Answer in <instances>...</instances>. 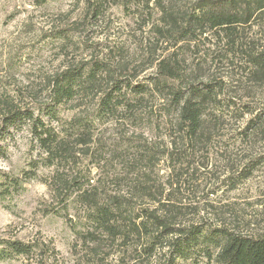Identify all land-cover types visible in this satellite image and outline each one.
Masks as SVG:
<instances>
[{
	"label": "rangeland",
	"instance_id": "obj_1",
	"mask_svg": "<svg viewBox=\"0 0 264 264\" xmlns=\"http://www.w3.org/2000/svg\"><path fill=\"white\" fill-rule=\"evenodd\" d=\"M194 1L163 0L159 7L156 0H0V172L22 183L20 189L11 188L10 195L0 197V248L1 242L7 241L33 247L30 255L12 256L0 264H162L168 258L167 242L178 235L163 237L151 252L143 251L150 245L148 241L135 237L127 242L99 232L89 236L87 232L93 229L88 222L89 209L74 193L62 202L55 192L59 180L69 182L75 177L81 190H96L91 194L96 195L98 204L113 195L127 199L128 216L157 207L134 192L140 170L125 171L127 166L143 164L127 165L133 163L134 138L158 152L168 147L164 125L159 124L161 129L154 125L156 119L161 120L163 103L147 87L155 77L157 63L165 58L177 60L184 81L215 84L224 100L219 105L221 111L209 107L221 118V136L208 151L186 157L190 165L187 174L192 177L189 184H175V192L170 188L162 191L161 203L169 196L179 208L172 214L173 229L197 225L224 227L245 236L264 234V164L246 179H236L251 160L264 156V139L232 142L252 115L235 117L232 109L223 107L231 101L257 113L263 109L264 89L246 76L242 61L231 62L221 45L215 48L210 36L195 44L163 39L161 10L183 13ZM242 33L255 41L258 50L264 49V27L254 25ZM92 66L100 68L95 88L77 89L73 99L58 107V120L47 122L42 111L50 104L53 77L68 68L81 69L80 74L86 75ZM114 84L121 91L111 97L119 102L136 97L125 84L140 85L147 91L134 113H124L123 107L116 105L100 118V100ZM9 109L40 114L44 123L58 131L75 116L85 118L92 136L90 154L77 153L73 163L57 170L42 166L30 135L31 123H20L3 135L2 119ZM31 162L38 164L33 169L34 179L27 175ZM169 164L161 160L152 167L147 186L167 188L172 177ZM230 177L237 181L232 188ZM196 260L187 264H208L202 257Z\"/></svg>",
	"mask_w": 264,
	"mask_h": 264
},
{
	"label": "trees",
	"instance_id": "obj_2",
	"mask_svg": "<svg viewBox=\"0 0 264 264\" xmlns=\"http://www.w3.org/2000/svg\"><path fill=\"white\" fill-rule=\"evenodd\" d=\"M156 4L162 7L163 0H156ZM162 36L165 40H173L174 44L187 42L195 44L200 39L210 36L212 45L217 48L222 46L229 61L240 60L245 65L246 76L251 81L264 89V49L258 50L255 41L245 38L243 31L251 26L264 27V0H195L191 7L183 13L173 12L172 9H163ZM175 58H165L157 63L155 77L151 78L147 87L154 90L162 101L160 110L161 120L156 119L157 129L159 124L164 125V134L168 140V147L163 152L145 147L139 138H134L131 156L133 163L127 165L142 164L140 167H129L125 173L140 170L136 174L133 185L134 192L139 198H146L157 204L152 211L143 209L133 216L127 215L126 200L124 197L113 195L103 204L96 203V190H81L75 177L69 182L59 180L55 187L56 196L68 200L70 195H77L76 199L89 210L88 222L93 228L87 232L89 236L99 232L111 239L121 238L129 241L131 237L137 240H146L150 244L143 251H153L162 238L168 235H178L167 242L168 258L162 264H187L188 260L197 263L196 259L202 257L208 264H264V234L258 236H245L232 232L224 227H210L191 225L183 229H173L175 225L173 213L176 215L179 208L167 197L168 203H161L162 191L173 188L176 184L180 187L183 183L189 184L191 175L187 174L190 167L186 157L195 153H203L212 144L219 134L220 117L217 110L221 109L224 100L216 92L215 84H201L194 80L184 81L182 70ZM100 68L92 66L86 75H81V69L68 68L60 74H56L51 80L52 91L50 106H44L42 113L47 117V122L58 120L57 109L66 101L74 98L75 91L81 87L95 88L97 72ZM83 76V77H81ZM129 90L133 100L115 101L111 93L120 92V86L114 84L111 92L105 94L100 100L99 117L104 118L116 105L123 107V112L134 113L135 105L143 98L144 87L140 85H123ZM226 110L232 109L231 114L240 117L245 113L252 115L241 132L236 134L233 141L246 143L264 139V103L263 109L256 113L248 106L238 108L235 103L228 101L224 105ZM237 110H243L238 112ZM221 111V110H219ZM227 112V111H226ZM225 113V112H224ZM254 115V116H253ZM163 117V118H162ZM31 123L30 135L38 149L41 165L53 167L57 170L65 163H73L77 153L90 154L91 132L86 125L87 120L75 116L66 122L61 131L54 126L44 123L40 114L34 116L32 112H20L9 109L3 119L1 129L7 132L11 127H17L20 123ZM151 126V125H150ZM5 138H3L4 141ZM78 148V150H75ZM75 150V151H74ZM208 151V150H207ZM206 151V152H207ZM95 152L98 154L99 150ZM95 153V154H96ZM159 154H162L160 156ZM165 155V157H164ZM189 155V156H187ZM261 159V160H260ZM260 161L251 160L236 179H246L260 164H264V156ZM169 161L167 166L171 174V181L167 182V188L157 185L147 186L149 180L148 171L159 161ZM256 162V163H255ZM185 164V166H184ZM38 164L30 163L29 179L36 178ZM126 168V166H125ZM129 168V169H128ZM147 171V172H146ZM243 173V174H242ZM189 178H185L186 176ZM0 197L10 195V190L20 189V180H11L0 172ZM230 188L234 187L235 179H228ZM72 182V183H71ZM89 184V182H87ZM75 188V189H74ZM180 189V188H179ZM153 190V191H152ZM54 191V188H53ZM157 193V194H156ZM158 196V197H156ZM172 202V203H169ZM175 202V201H174ZM161 203V204H160ZM160 204V205H159ZM174 208V209H173ZM157 232L158 236L155 235ZM0 261L12 256H28L33 249L32 245L21 244L16 241L1 242Z\"/></svg>",
	"mask_w": 264,
	"mask_h": 264
}]
</instances>
